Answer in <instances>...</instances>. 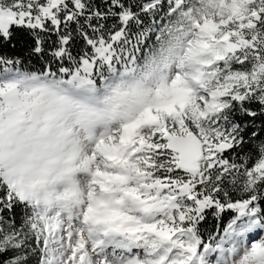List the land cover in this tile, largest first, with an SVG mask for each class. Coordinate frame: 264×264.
<instances>
[{"label":"snow or ice","instance_id":"1","mask_svg":"<svg viewBox=\"0 0 264 264\" xmlns=\"http://www.w3.org/2000/svg\"><path fill=\"white\" fill-rule=\"evenodd\" d=\"M0 264H264V0H0Z\"/></svg>","mask_w":264,"mask_h":264}]
</instances>
